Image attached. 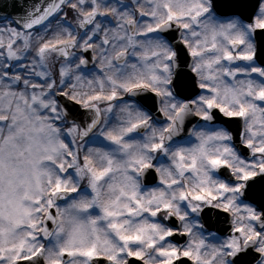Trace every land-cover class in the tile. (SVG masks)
I'll use <instances>...</instances> for the list:
<instances>
[{
	"label": "snow or ice",
	"instance_id": "6c2138e0",
	"mask_svg": "<svg viewBox=\"0 0 264 264\" xmlns=\"http://www.w3.org/2000/svg\"><path fill=\"white\" fill-rule=\"evenodd\" d=\"M0 264H264V0H0Z\"/></svg>",
	"mask_w": 264,
	"mask_h": 264
}]
</instances>
